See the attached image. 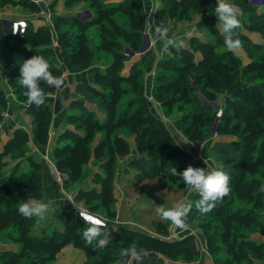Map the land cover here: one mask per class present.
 Segmentation results:
<instances>
[{
  "label": "rangeland",
  "instance_id": "1",
  "mask_svg": "<svg viewBox=\"0 0 264 264\" xmlns=\"http://www.w3.org/2000/svg\"><path fill=\"white\" fill-rule=\"evenodd\" d=\"M180 1L164 0V25L172 33L181 25L187 28L195 24L194 33L188 29L179 51L173 47L164 49L158 41L156 53L140 60L135 55L138 35L151 18L146 0H0V24L2 31L9 33L4 29L11 21L25 20V33L20 34L25 37L7 39V45L23 51L29 58L43 56L50 64V71L61 73L64 84L69 78L68 87L73 90L75 84L86 81L100 100L90 102L74 93L75 96L64 103L63 127L52 146V157L61 173L72 179L70 174L80 169L79 177L73 179L75 183L82 184L91 178L103 183L109 175L107 169L112 167L113 175L121 171L128 179H134L133 159L147 157V153L162 157L173 147L166 135L179 136L183 139L181 144L187 142L178 145L182 152L171 154L175 157L164 162L161 170L157 168L142 180L144 182L133 187V197L143 195L149 202L152 195L156 197L150 224L170 222L158 216L157 207H171L187 194L180 176L172 177L165 169L173 166L182 172L189 165L206 168L205 159L229 175L231 191L206 214L193 207L188 215L191 227L199 229L212 253L227 262L239 256L243 260L237 264L264 263V222H260L264 221V197L259 192L264 185V7L250 13L246 11L245 0H230L240 12L242 28L238 34L243 46L236 54L231 51L218 54L216 49L223 48L224 38L216 26V0H204V10L175 3ZM0 55V100H4L0 105V126L12 125L17 112L21 116L29 115L36 128L35 117L29 110L48 111L49 116L44 121L49 135L57 111L64 108L62 88L40 82L43 90L47 88L45 103L39 108L28 106L24 96L26 89L18 81L20 67L9 60L5 62L1 47ZM196 73L201 75L199 82L195 80ZM205 105L212 107L214 115L222 112L225 119L214 141L196 137L204 145L198 157L190 149L191 143L183 127L191 125L195 109ZM197 115L200 123L197 134L206 135L207 129L201 127L205 116L202 112ZM16 131L11 130V139ZM140 134L143 141L138 140ZM20 138L22 140L8 150L5 147L9 142L0 144V152L6 153L3 160L8 162L3 161L0 167V179L23 177L24 181L21 187L25 189L18 190L14 186L23 193L16 198L18 202L11 200L9 211L15 219L22 217L18 205L32 196L38 165L32 157L28 134ZM242 150L247 152L243 163L239 160ZM237 170L241 173L239 177ZM56 176L57 181L61 179L57 173ZM14 194L12 188L9 196ZM191 199L198 200L199 196L193 194ZM78 208L74 206L79 217ZM139 208H133L136 220H139ZM27 219L29 236L26 237L12 222L7 240L20 250L8 253L14 254L13 257L3 254L0 264H40L32 248L34 244L48 239L58 243L63 237L73 244L88 227L71 219L63 222L61 231H49L37 237L33 235L37 222L34 218ZM120 234L127 239L131 236L138 240L150 238L148 233L135 230L127 235L116 233ZM256 235H261L263 242H256ZM102 238L112 243L104 230ZM24 240L26 245H32L22 251ZM153 240L162 243L159 239ZM81 242L87 245L83 236ZM96 243L89 246L96 247ZM155 252L165 255L160 248Z\"/></svg>",
  "mask_w": 264,
  "mask_h": 264
},
{
  "label": "crops",
  "instance_id": "2",
  "mask_svg": "<svg viewBox=\"0 0 264 264\" xmlns=\"http://www.w3.org/2000/svg\"><path fill=\"white\" fill-rule=\"evenodd\" d=\"M146 2L147 11L149 10L151 12V18L144 31L148 32L153 39L155 28L162 23L164 24L162 17L159 16V13L164 12L165 10L163 7L164 0H146ZM4 15H6V13H4ZM195 27V24H189L187 25V28L186 26L181 25L178 31L168 33V35L171 36L175 33L178 37L184 40L186 39V32L188 29L191 33H194ZM157 42L158 41L154 43V48L149 53L141 54L135 52V55L139 57L138 60L141 58L146 59L151 54L156 53ZM160 44L162 45V42H160ZM69 81V78L65 81L66 83L62 87L60 94L63 107L64 103L73 98V96H75L74 93H76V86L78 83L74 85L73 90L68 87ZM65 112V107L62 110L57 111L55 116L56 119L54 120L53 127L48 135L46 146L44 147L39 145L33 135V123L29 115H27V117L25 115L21 116L16 112L15 114L17 116L12 119V125L1 124L0 126V144L1 142H4V145H6V143L11 140V130L16 131L22 129L28 134L32 157L35 158L39 164L37 171L39 194L33 198L50 202L54 208V211L49 212L47 218L43 222H40L35 218L37 226L35 231H33V235L38 237L49 231H61V225L64 222L63 218L66 217L68 213H75L74 206H77L84 211V213L103 217L108 222L104 231H106L110 237L116 235L117 232L118 234H133L134 230L142 234L148 233L150 239L156 238L165 244L174 245V242L177 241V247L170 250L172 253H175L177 249L180 250V248H182V243L186 239L193 238L199 256L187 259L184 258L183 255L177 257L169 256L164 253L165 255L159 256L165 264H218L221 260H225L212 253L206 239L200 234V230L191 227V220L188 217L186 221L188 227L183 230L172 225L171 222H168L166 225L164 224V221H159L156 225L153 223L150 224L151 215L155 213V209L153 211L152 205H155L156 197L152 195L150 197V202L149 199L146 200L147 198L145 199L143 195H141L143 198L139 195L133 197V187H135L138 182H144L137 178L138 171L136 169L134 179H128L121 171H117L113 175L111 180L112 200L108 207L107 205L102 206L100 198L96 202L88 204L84 194H97V196H100L104 191L106 179L105 182L98 183L91 178L90 180L87 179L82 184H79L75 183L74 180L70 179L68 176H65V174L61 173L59 168H57L52 157V146L57 138V134L60 133L61 128L63 127L62 124L65 119ZM174 138L180 144L181 140L183 141L179 136H174ZM186 143L187 142H182L181 145ZM190 149L192 150V147H190ZM3 161L8 163L6 160ZM55 170L57 175L61 177L62 183L57 181V176L54 172ZM262 204L264 205V203ZM135 207H140L138 211L139 220L134 218L133 208ZM260 222L264 221L261 220ZM262 224L264 225V223ZM159 228H161V230H159ZM8 235L9 229L0 232V259L4 257L3 254L10 252L16 253L20 250L18 245H12L9 243L7 240ZM255 239L258 243L263 242L261 235H256ZM178 241L180 242L178 243ZM132 244L133 238L123 243H106L103 248L88 245L89 250H86L83 247L71 243L65 245L56 253L51 264H93L98 263L99 261L101 262L103 259L104 260L101 262L103 264H127L131 256L123 255V252L125 249L130 248ZM148 244L149 243L146 241H142L140 245L137 246V250L142 249L143 251H149ZM255 264L264 263L262 261H256Z\"/></svg>",
  "mask_w": 264,
  "mask_h": 264
},
{
  "label": "trees",
  "instance_id": "3",
  "mask_svg": "<svg viewBox=\"0 0 264 264\" xmlns=\"http://www.w3.org/2000/svg\"><path fill=\"white\" fill-rule=\"evenodd\" d=\"M204 2H206V1H204V0H181L179 3L178 2H175V3H177V4L182 3L183 6L188 5L191 7L190 9H196L197 8V10H199V9L204 10L202 8L203 7L202 5L204 4ZM245 7H246V11L250 12V13H254L258 10L257 8L250 6L248 4L247 0H245ZM184 13H185V11H184ZM199 13H202V12H199ZM159 14H160L159 16L162 17V21L164 22L166 11L164 10V12H161ZM145 33H147V32L141 31V33L138 35V43L136 45L135 52H140L141 45L144 41ZM24 37H25L24 35L14 36V35H12V33L3 32L2 31V24H0V47L2 48V51L4 52V56H2V57H4L5 62L7 60H9V62L15 63V65H18V67H20L24 60L29 59V55H27L26 53H24L23 51H21L19 49H17V50L11 49L7 45V43L5 42L7 39H12V38L23 39ZM152 50L153 49H151L147 53L151 52ZM52 73H53V75L61 76V73L59 71H57V72L52 71ZM204 73L206 74V72H204ZM195 80L197 82H199L201 80V75L199 73H196ZM46 89L44 90V92H46ZM76 93L79 94L83 99H85L87 101H90V102H93L96 100L100 101L98 99L96 92H95V89H92L91 86H89V84L86 81L78 82V84L76 86ZM3 102H4V100H0V105L4 104ZM29 112H30L29 114H31L32 116L35 117L34 124H36V128H34V126H33V135H34L35 139L37 140V142L39 143V145L44 147V146H46V143L48 140L47 130L45 129V127H47V122L44 121V119L49 116L48 111L43 113L42 111L36 112L34 109H31V110H29ZM198 112L199 113L202 112V115L205 116V121H203L201 127L202 128L204 127L207 129L206 135L204 133H201L200 136H198V134H197L198 133L197 127L200 124L196 120V115ZM194 114H196V115L194 116L192 124L191 125H185L183 127V131L185 132V134L188 135L190 143L201 142L197 139L206 140L208 142L214 141L215 138L214 139H208L210 134H211V130L213 128L215 120H216V115H214L212 107L205 105L204 107H200L199 109H195ZM212 114H213V116H212ZM224 119L225 118H223V116H222L221 121H220L219 126H218L217 136L222 131V125H223ZM21 136L27 137V134L22 129L21 130L19 129L15 132L14 137L7 144L8 146L5 147L6 150H8L9 146L14 145L16 141L22 140V138H20ZM166 137L170 139V141H171L170 144H172L170 146H173V147L172 148L170 147L169 150H166L165 153L162 155V157L159 155H155L154 153H153V155L150 153H147V157L145 155H142L139 158L133 159L132 166L134 169H136L138 171L137 178L139 180L145 179L148 174H153V172L157 168H158V170H161L164 162H168L170 160V158L173 157V155H171V154H175V152H182L181 149H179L180 148L179 146H181V144L179 142H178L179 144L175 143L173 141L175 139L174 137L170 136L169 134L166 135ZM196 137H197V139H196ZM142 138H144V137L141 136V134H140L138 137V140L143 141ZM216 144L219 145V143H216ZM140 145H141V143H140ZM203 149H204V145L202 148V153H203ZM192 151L196 154V152L194 151L193 148H192ZM5 155H6V153L0 152V167L3 166V159H4ZM246 156H247V152L242 150L241 156L239 157V160L243 163V160ZM263 165H264V163H263ZM38 168H39V164L37 165L36 170H35V175H37V176L34 179V187L32 188L33 190L31 192V194H32L31 198H33L39 194L38 174H37ZM79 170H77L76 172L73 171V173L70 174L72 180L75 177H79V175H80ZM107 171H108V174L111 175L113 173L112 167L107 169ZM236 174H237V177H239L241 175V173H239L238 170H237ZM109 175H108V178H109ZM111 176L113 177V174ZM108 178L106 179V182H105L106 184H105L104 191L100 196H97V194H95V195L84 194V196L86 197V200L89 204L96 202L100 198L102 206L107 205V207H108L110 205L109 203L112 200V198H111V188H112L111 187V180L112 179L110 180ZM23 184H24L23 177H21V178L20 177H4V178L0 179V210H1L0 211V232L3 230L9 229V227H11L12 222H15L16 226H18V230H23V236H25V237L29 236V226L27 227V222H29L28 219L23 217V216L19 217V219H15L14 215L10 214V211H9L12 198L14 199V202H18L17 199H19V196L21 194H23L22 192L18 191V190H21L20 188H24V187H21V186H23ZM14 186L16 188H19V189L18 190L15 189ZM12 188H13V192L15 194L12 197H10L9 191L12 190ZM25 191H27V190H25ZM259 192L264 197V192H262L260 190H259ZM18 216H20V215H18ZM70 216H71V218H69ZM67 218H69V219H67ZM71 219L76 221L77 224H82V225L88 226L74 212L68 213L67 216L63 218V221L68 223ZM78 236L79 237L77 239V242L73 243V244H75L76 246H79V247H83L86 250H89L88 245H85V244H83V242H81L82 236H80V235H78ZM110 238H111V242L115 243V244L123 243V242L129 241L130 239L133 238V242L136 243V246H139L142 241H146L147 243H149L147 245L149 248V251H143L141 254L156 253L155 250L160 248L164 251V253L166 255H169V256L171 255V256H177L178 257L180 255H183L184 258H187V259H190V258L192 259V258L199 256V252L197 251V249L195 247L193 238L186 239L182 243V248H180V250L177 249V251L175 253L170 252V250H172L174 247H177L176 243H174V245L159 243V242H157L153 239H150V238L138 240L132 236L127 239L125 235H114V237L111 236ZM28 241L32 242V239L29 238ZM50 241L51 240H49V239L47 241H44V242L39 241L37 244H34L32 246V248L34 250L35 257L37 258V260L39 261L40 264H51V262L55 258L56 253L61 248H63L65 245L71 243V240L67 239V237H63V239H61V241H59L58 243H54V242H50ZM26 242L27 241L24 240V242L22 244V246H23L22 251H25V249L30 248L29 246L32 245V244L26 245ZM139 251L140 250H138V252ZM156 254H158V253H156ZM6 255H8V256L12 255V257H13L14 254H8L7 253V254H5V256ZM103 260H101V262ZM242 260H243V258H240L239 256H237V257H233L231 262L221 260L220 262H218V264H237L238 262H240ZM101 262L99 261L98 263H94V264H103ZM135 264H165V263L162 261L161 258L157 257V258H153V259L152 258H139L136 260Z\"/></svg>",
  "mask_w": 264,
  "mask_h": 264
},
{
  "label": "clouds",
  "instance_id": "4",
  "mask_svg": "<svg viewBox=\"0 0 264 264\" xmlns=\"http://www.w3.org/2000/svg\"><path fill=\"white\" fill-rule=\"evenodd\" d=\"M214 13L218 19L217 27L223 35V48H217L216 52L222 54L225 51H231L233 54L238 53L243 46V42L239 39L238 30L242 28V20L238 8L230 2V0H216ZM169 28L163 23L155 28L153 43L161 41L163 48H175L177 51L183 48L184 41L175 33L168 35ZM20 85L26 89L24 96L28 106L35 105L37 108L45 103L46 93L40 86V82H44L48 86L60 89L64 86L63 76H54L50 71V64L47 59L41 55H34L24 60L20 66ZM206 168L193 167L189 165L182 172H178L176 167L165 169L172 177L180 176L187 189V194L171 207L158 206L156 211L158 216L165 221H170L172 225L186 229L188 227L187 217L193 207L201 214H206L216 207L218 201L227 196L230 189V177L222 169H218L209 164L204 159ZM260 191L264 192V185ZM193 194L199 196L198 200L191 199ZM19 213L25 218H36L43 222L49 212L54 211L50 202L44 200L28 198L18 205ZM79 215L88 227L83 231L82 236L87 245H93L96 241V247L103 248L106 245V239L102 238L103 229L108 222L99 216L81 212L78 208ZM143 252H139L135 242L130 248L125 249L123 255L139 258Z\"/></svg>",
  "mask_w": 264,
  "mask_h": 264
},
{
  "label": "built area",
  "instance_id": "5",
  "mask_svg": "<svg viewBox=\"0 0 264 264\" xmlns=\"http://www.w3.org/2000/svg\"><path fill=\"white\" fill-rule=\"evenodd\" d=\"M247 2L250 6H253L257 9L264 7V0H247ZM26 27H27V23L25 20L16 19L14 21H11L10 24L4 30L9 32V33H12V35H14V36H17L20 34H24ZM145 40H146V43H145ZM143 44H145V46H146L144 49H142ZM153 48H154L153 39L151 38L150 34L147 32V33H145L144 41L141 45V50L139 53L145 54ZM222 115H223L222 112H219L216 115V120H215V123L213 125L212 130H211V134H210L208 139H214L217 137L218 126H219V123L221 121ZM191 147L194 149V151L196 152L198 157L202 155V148H203L202 142L191 143ZM59 181H61L60 178H58V182ZM81 212H84V211L81 210ZM78 215H79V211H78ZM79 217H80V215H79ZM157 257L160 258V256L156 253H144V254H141L139 256V258H152V259L157 258ZM139 258L131 257L127 264H135L136 260Z\"/></svg>",
  "mask_w": 264,
  "mask_h": 264
},
{
  "label": "water",
  "instance_id": "6",
  "mask_svg": "<svg viewBox=\"0 0 264 264\" xmlns=\"http://www.w3.org/2000/svg\"><path fill=\"white\" fill-rule=\"evenodd\" d=\"M145 43H146V40H145ZM145 47H146L145 44H143L142 49H144Z\"/></svg>",
  "mask_w": 264,
  "mask_h": 264
}]
</instances>
